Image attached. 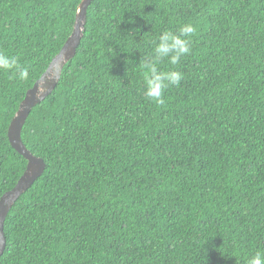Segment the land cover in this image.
Returning <instances> with one entry per match:
<instances>
[{"label":"trees","instance_id":"obj_1","mask_svg":"<svg viewBox=\"0 0 264 264\" xmlns=\"http://www.w3.org/2000/svg\"><path fill=\"white\" fill-rule=\"evenodd\" d=\"M83 0H0V199L27 161L10 125ZM191 51L164 105L143 94L164 31ZM25 147L46 164L5 223L0 264H246L264 251V0H96Z\"/></svg>","mask_w":264,"mask_h":264},{"label":"water","instance_id":"obj_2","mask_svg":"<svg viewBox=\"0 0 264 264\" xmlns=\"http://www.w3.org/2000/svg\"><path fill=\"white\" fill-rule=\"evenodd\" d=\"M96 0H83L78 7L75 24L71 36L68 38L61 52L53 59L49 68L35 86L28 91L24 101L16 113L9 131L8 139L12 148L26 161L27 167L23 176L15 188L7 192L0 199V258L4 255L7 247L5 237V223L7 217L17 201L25 194L33 184L43 176L46 170L45 162L35 157L22 141L23 128L32 110L44 102L58 87L65 66L75 58L77 50L84 37L87 24V12L92 2Z\"/></svg>","mask_w":264,"mask_h":264},{"label":"clouds","instance_id":"obj_3","mask_svg":"<svg viewBox=\"0 0 264 264\" xmlns=\"http://www.w3.org/2000/svg\"><path fill=\"white\" fill-rule=\"evenodd\" d=\"M195 32V27L189 23L179 28L178 32L164 31L159 37L154 48V54L147 63V72L144 75L143 94L158 105H164L165 90L172 86H179L183 73L175 70L160 71L159 65L167 61L171 65L180 62L181 57L190 53V39ZM0 70L13 71L19 79L26 80L29 77L27 68L19 65L16 57L0 52ZM246 264H264V251H257L246 258Z\"/></svg>","mask_w":264,"mask_h":264}]
</instances>
